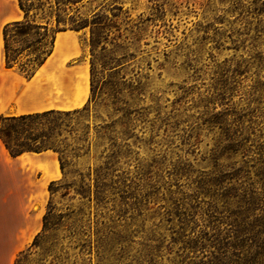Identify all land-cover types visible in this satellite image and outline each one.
Returning <instances> with one entry per match:
<instances>
[{
    "label": "rangeland",
    "instance_id": "374dc122",
    "mask_svg": "<svg viewBox=\"0 0 264 264\" xmlns=\"http://www.w3.org/2000/svg\"><path fill=\"white\" fill-rule=\"evenodd\" d=\"M13 2L4 1L9 12ZM77 6L72 14L106 19L110 63L98 64L93 94L91 28L82 29V53L70 64L78 65L74 97L88 90L85 103L12 133L26 144L54 127L69 165L53 192L49 182L46 194L22 201V233L13 230L21 201L0 199V264L21 252L29 264H264V233L261 246L249 239L251 229L264 231V0ZM54 30L36 46H50ZM34 56L21 58L26 72L16 65L25 78L39 69ZM53 89L65 93L58 82ZM0 176L6 193L2 166ZM250 201L258 204L248 212ZM39 234L50 253L33 246Z\"/></svg>",
    "mask_w": 264,
    "mask_h": 264
},
{
    "label": "crops",
    "instance_id": "0c3cea01",
    "mask_svg": "<svg viewBox=\"0 0 264 264\" xmlns=\"http://www.w3.org/2000/svg\"><path fill=\"white\" fill-rule=\"evenodd\" d=\"M5 0H0V116L18 117L25 114L44 112L47 110H69L82 106L88 95L75 99L73 94L74 81L77 79L78 65L75 62L82 53V30H65L56 34L52 54L39 67L35 75L25 78L16 68L7 67L3 26L8 22L22 20L23 11L18 2H13L10 12L5 6ZM51 77H54L51 80ZM42 79L41 83L39 80ZM58 82L64 88V95H57L53 84ZM19 86H21L20 90ZM60 99H57V98ZM82 104V105H81ZM3 159L0 166L7 170V180L11 184L8 192H2V183L6 177L0 176V199L19 200L21 208L15 214L14 229L23 232L25 227V212L22 201L37 198L46 194L48 183L61 177L62 171L58 153L53 150L42 152H24L12 156L0 139ZM27 225L31 223L27 221Z\"/></svg>",
    "mask_w": 264,
    "mask_h": 264
},
{
    "label": "trees",
    "instance_id": "16d2710c",
    "mask_svg": "<svg viewBox=\"0 0 264 264\" xmlns=\"http://www.w3.org/2000/svg\"><path fill=\"white\" fill-rule=\"evenodd\" d=\"M19 8L23 11L24 17L22 20L10 22L5 25L3 30L4 36V48H5V62L7 67H14L17 64L20 65L21 71L26 72V66L28 63L21 61L27 50H33L35 55L33 59H29V63L36 62L37 68L42 66L47 58L52 54L55 45L56 33L65 30H82L86 27L91 28V92H95L96 76H97V66L101 64L103 69L109 66V59L107 56L103 55V52L107 49L103 41L107 40L108 37L101 34L102 29L105 27L104 22L106 19L101 17L100 12H96L91 18L82 17L77 13L72 14L73 10H79L77 3L82 0H17ZM55 24L56 30L52 35L50 41V46H36L37 42L41 43L50 32V25ZM35 35L39 39L34 40L32 36ZM21 39L18 41V38ZM18 44V45H15ZM103 44V45H102ZM100 48V51H98ZM28 55V54H27ZM111 59V58H110ZM36 70L27 75V78H31L35 75ZM78 112V109L73 110ZM71 111L63 110H47L44 112H38L33 114H25L18 117H6L4 118L8 121V125L5 128H0V139L4 143L5 147L8 149L12 156H18L24 152H42L45 150H53L58 153L60 168L62 173L65 172L66 167L69 165L67 159L68 150L66 147L61 146V141H59L58 136H61V132L55 131L54 127H49L48 129H37V134L33 137L32 143H18L13 139L12 133H18L19 130H29L33 124H41L42 120L55 119L58 116H68ZM14 123L19 124L17 129ZM100 173L97 174V195L102 192L104 183L100 180ZM57 181H51L49 184V190L53 192V187ZM87 193V189L83 191ZM262 205L264 207V199L262 200ZM257 202L250 201L248 207L249 211L254 210L257 207ZM51 216V211H48L43 217V231L47 229V223ZM259 227V226H258ZM264 231L258 229H251L249 234L253 238H249L252 242L254 240V246H261L263 242L260 240L261 234ZM41 235H37L34 247H39L41 254L50 253L52 250L49 247H43L39 243ZM28 253L21 252L18 259L14 264H29L27 263Z\"/></svg>",
    "mask_w": 264,
    "mask_h": 264
},
{
    "label": "bare ground",
    "instance_id": "6f19581e",
    "mask_svg": "<svg viewBox=\"0 0 264 264\" xmlns=\"http://www.w3.org/2000/svg\"><path fill=\"white\" fill-rule=\"evenodd\" d=\"M87 93L85 92L84 95H86ZM78 99H82L81 97H78ZM82 105V104H81Z\"/></svg>",
    "mask_w": 264,
    "mask_h": 264
}]
</instances>
